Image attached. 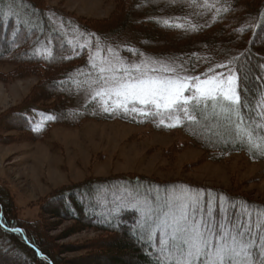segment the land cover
I'll return each mask as SVG.
<instances>
[{
  "label": "trees",
  "instance_id": "obj_1",
  "mask_svg": "<svg viewBox=\"0 0 264 264\" xmlns=\"http://www.w3.org/2000/svg\"><path fill=\"white\" fill-rule=\"evenodd\" d=\"M121 2L119 11L111 17L90 22L65 15L41 1L0 0V64L15 66L8 79L39 75V88L45 92L37 89L43 97L38 101L54 99L49 106H38L32 100L35 91H31L17 104V109L10 111L12 106L4 111L1 127L12 132L1 135V139L15 136L11 142H32L44 138L55 125L73 126L86 118L121 119L150 125L157 131L181 130L210 160L219 161L244 152L251 160L264 162V151L234 141V124H227L222 116H213L211 108L203 115L197 114L198 124L188 126L185 121L177 127L160 125L158 117L140 118L143 122H137L131 115L105 113L92 98L80 109L70 108L78 92L73 73L88 61V52L95 43L93 38L99 36L105 44L117 46L126 57L140 56L148 50L178 54L192 75L200 76L210 65L217 72L227 71L218 68L219 64L239 69L238 75L243 77L242 95L248 105L241 108L244 123L264 129V0H207V7L203 6L204 0H197L195 7L190 0ZM165 20L169 25L184 27L166 26ZM86 43L91 47L85 46ZM159 43L161 46H156ZM57 98H60L58 102ZM183 186L176 181L141 175H91L54 189L42 197L41 206L36 203L41 213H48L50 206H58L61 211L57 214L73 220V226L78 228L71 233L93 228L106 234L99 245L88 247L96 252L84 257L93 256L90 264H157L161 233L154 227V214L167 211L163 207L165 200L174 194L173 189ZM187 186L207 190L214 198L247 201L252 206L254 220L257 212L264 215V203L245 193ZM11 207L9 193L0 188V260L13 255L22 264H57L49 252L52 246L43 230L45 224L40 223L43 217L24 224L15 218ZM15 228L20 231H12ZM252 228V235L259 242V237L264 235V224L257 228L253 223ZM253 251L259 253L258 248Z\"/></svg>",
  "mask_w": 264,
  "mask_h": 264
},
{
  "label": "rangeland",
  "instance_id": "obj_2",
  "mask_svg": "<svg viewBox=\"0 0 264 264\" xmlns=\"http://www.w3.org/2000/svg\"><path fill=\"white\" fill-rule=\"evenodd\" d=\"M35 1H41L65 15L90 22L111 17L122 6L119 0ZM56 25L57 22L54 28ZM93 39L95 43L88 52V61L79 67L83 74H78L77 70L73 73L77 81H85L86 74L94 75L89 55H94L98 62L101 58L111 56L108 48L129 64L139 63L145 57L167 63L174 61L175 65L183 66L185 74L192 75L185 60L179 58L178 54L148 50V53L140 56L126 57L120 54L117 46L105 44L99 36ZM97 39L100 41L99 51L96 48ZM14 68L12 64H0V188L9 193L11 211L17 220L27 224L43 217L44 221L40 223L45 224L43 230L52 246L49 252L57 264H90L93 256L84 257L96 252L94 248L88 247L99 245L106 234L93 228L71 233L78 228L73 226V220L57 214L61 211L58 206H50L48 213H41L36 202L41 206L42 197L54 189L91 175H141L161 181H176L185 186L189 184L245 193L264 203V162L251 160L244 152L230 154L219 161L210 160L181 130L157 131L150 125L121 119L99 121L86 118L73 126H52L45 137L37 141L11 142L15 136L1 139V135H10L12 132L1 127L5 119L4 111L12 106L10 111L17 109L18 103L23 102L31 91H35L32 100L38 106H49L54 100L38 101L43 98L37 92L41 83L39 75L8 79V74ZM90 98L91 95L79 90L70 108L80 109ZM58 100L60 98L55 101ZM54 210L55 213L50 212ZM12 256L4 257L0 264H22Z\"/></svg>",
  "mask_w": 264,
  "mask_h": 264
},
{
  "label": "snow or ice",
  "instance_id": "obj_3",
  "mask_svg": "<svg viewBox=\"0 0 264 264\" xmlns=\"http://www.w3.org/2000/svg\"><path fill=\"white\" fill-rule=\"evenodd\" d=\"M190 2L194 7L197 4V0ZM203 6H208L207 0ZM163 23L184 27L169 25L167 20ZM96 48L100 50L99 39ZM107 51L111 56L98 62L94 55H89L94 75L86 74L85 81L74 80L78 91L91 95L103 112L131 115L137 122H143L140 118L158 117L160 125L177 127L185 121L188 126L198 124L197 114L203 115L211 108L213 116H222L227 124H234V141L264 151V129L244 123L241 108L248 105L242 95L243 77L238 75L239 69L219 64L218 68L227 71L217 72L210 65L200 76L187 75L183 66L175 65L174 61L167 63L145 57L139 63L129 64L113 49ZM77 73L83 74L80 69ZM166 119L170 122L166 123ZM173 193L164 202L167 211L154 214L153 224L161 233L157 264H264V235L259 237V242L252 235L253 223L261 228L264 215L257 212L254 220L252 206L247 201L214 198L209 191L193 190L191 186L173 189ZM148 239L151 241V237Z\"/></svg>",
  "mask_w": 264,
  "mask_h": 264
},
{
  "label": "water",
  "instance_id": "obj_4",
  "mask_svg": "<svg viewBox=\"0 0 264 264\" xmlns=\"http://www.w3.org/2000/svg\"><path fill=\"white\" fill-rule=\"evenodd\" d=\"M15 229H18V228H15ZM20 231V230H19Z\"/></svg>",
  "mask_w": 264,
  "mask_h": 264
}]
</instances>
